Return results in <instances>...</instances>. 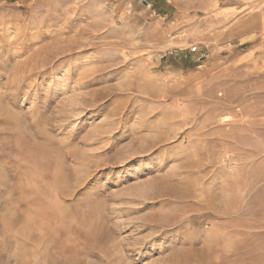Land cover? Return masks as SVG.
<instances>
[{
	"label": "rangeland",
	"instance_id": "1",
	"mask_svg": "<svg viewBox=\"0 0 264 264\" xmlns=\"http://www.w3.org/2000/svg\"><path fill=\"white\" fill-rule=\"evenodd\" d=\"M209 1L0 0V264H264V0Z\"/></svg>",
	"mask_w": 264,
	"mask_h": 264
},
{
	"label": "crops",
	"instance_id": "2",
	"mask_svg": "<svg viewBox=\"0 0 264 264\" xmlns=\"http://www.w3.org/2000/svg\"><path fill=\"white\" fill-rule=\"evenodd\" d=\"M177 1L178 0H176V2ZM147 2L149 4V8H147L145 6V9H144V11L142 13V16H143V14H145V15L148 14V16H153L155 18H159L160 20H164L166 18L175 19L177 17V15L179 14L178 13V10H179L178 6L174 5L175 4V0H148ZM139 3L140 2L138 1V4ZM151 4L152 5L158 4L159 6L161 5L162 8H159L158 10H156L157 7L156 8H151L152 7ZM207 4L212 6L213 4H217V1L210 0L209 2H207ZM232 9L233 8H225V9H222L220 11H217V16L225 18L228 15H230V13L232 12L231 11ZM176 10H177V15H176ZM156 11L158 13H156ZM144 19L147 20V18H145V17H144Z\"/></svg>",
	"mask_w": 264,
	"mask_h": 264
},
{
	"label": "built area",
	"instance_id": "3",
	"mask_svg": "<svg viewBox=\"0 0 264 264\" xmlns=\"http://www.w3.org/2000/svg\"><path fill=\"white\" fill-rule=\"evenodd\" d=\"M142 3L149 8V5H147L146 0H142ZM188 52L192 55H195L197 60H204L207 58V52L199 47V45L193 44L188 48Z\"/></svg>",
	"mask_w": 264,
	"mask_h": 264
}]
</instances>
